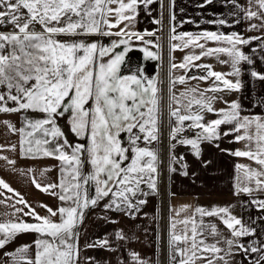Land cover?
<instances>
[{"label":"snow or ice","instance_id":"6c2138e0","mask_svg":"<svg viewBox=\"0 0 264 264\" xmlns=\"http://www.w3.org/2000/svg\"><path fill=\"white\" fill-rule=\"evenodd\" d=\"M209 2L203 0L204 4ZM141 3L150 5L152 0H0L3 9L0 10V24L11 22L18 29L0 31V86L5 89L0 91V112L31 109L42 113L36 119L25 117L19 128L10 120L4 123L10 130L20 134L22 156H55L61 161L58 185L42 184L35 175L32 176L37 188L46 192L59 189L51 194L58 195L62 202L60 206L53 208L41 203L47 209V214L42 215L21 197L19 203L26 205L29 210L25 212L22 207H14L13 211L33 216L37 222L30 223L19 218L0 222V233H3L0 247L21 231L34 230L40 234L34 241V256L29 253L28 244L21 245L14 252L5 253L12 258V264L20 260L28 261V264H80L76 226L83 219V209L110 196L104 204L105 209H124L128 215L135 216L146 202L138 199V196L148 195L142 185L158 191L159 156L151 146L159 138L160 102L157 81L142 75L143 68L129 74L121 73L125 54L133 46L130 43L132 38L148 45L155 43L153 40H144L147 29L140 32L130 27L135 22L138 5ZM225 3L235 7V11L229 13L230 16L249 21L246 25L249 31L264 29V0H246V3L241 0H225ZM172 6L174 8L175 0H172ZM171 20L176 21L175 11L172 12ZM122 22L123 27L114 33L112 29ZM209 22L238 24L240 19L221 17ZM36 23L42 26V30L35 29ZM184 23L185 20L180 21V24ZM192 23L198 21L192 20ZM176 28L177 25L172 23L171 50L199 49V52L189 51L185 54L179 67L204 69L207 74L187 76L172 72V88L175 89L176 82L183 84L190 79L207 81L214 77L215 81L204 89L185 87L178 94L172 92V100L178 107L170 109V117H174L177 122L171 126L170 139L191 145L194 154L199 157L202 141H214L234 133L233 139L245 141V148H236L233 154L249 157L259 165L252 167L249 164H236L237 193L242 189L252 194L254 188L264 191V115H242V104L238 99L225 100L229 107L216 108L213 102L218 97L206 95L209 90L231 92L242 89L241 79L228 78L229 75H241V62L253 65L250 68L253 78L264 80V71L257 70L252 56L242 48L252 41H260L253 51L259 49L264 53V32L258 36H245L238 31L204 29L199 32H178ZM93 33L116 35L120 39L103 44L97 40L76 38ZM61 35L73 38L62 39ZM209 41L214 43L210 45ZM119 45L124 46L123 51H115ZM143 51L146 57L155 58L158 55L148 47H144ZM109 53L112 55L105 60L104 57ZM220 54H225L228 59L221 60ZM206 56H215L220 63L230 64L231 72L216 71L210 63H192ZM172 59L175 60V57ZM261 59L264 60V55ZM170 67L176 69L177 64L172 63ZM8 101H12L13 106H9ZM194 105L197 107L194 108ZM205 111L217 113V118L206 121ZM65 116L72 132L77 137H83L86 142L73 144L68 139L59 123L60 118ZM185 121L191 123L186 124ZM222 124L234 126L221 131ZM186 128L197 129L196 135L178 136ZM121 133H127L126 142ZM0 147L15 150L16 145ZM172 147L175 148V144ZM172 156L183 160L182 156L175 157V153ZM2 158L11 164L15 163L6 155ZM86 165H90V170ZM187 167L186 162L182 163L183 169ZM171 170L175 171V168ZM19 171L25 172L24 169ZM27 171L33 172L32 169ZM43 174L42 171L40 175ZM183 174L188 173L184 171ZM253 184L254 188L251 186ZM0 185L16 193V196H21L2 178ZM91 185L95 186L93 196L89 194ZM3 202L8 203L7 200ZM252 203L264 209V199L255 198ZM186 210H193V206L184 204L174 209L175 212ZM193 211L201 217L199 221L193 214L185 215L182 220L176 216L171 218L168 241L170 264H236L234 253L247 257L249 264H264V241L254 239L245 242L240 239L255 234L257 229L244 224L241 218L230 211V206L213 205L208 208L197 205ZM57 215L59 219H54ZM212 215L218 216L231 230V237L223 236L214 223L209 225L210 232H206L202 218ZM177 224L183 225L180 232L176 230ZM115 235L118 239H127L122 229H117ZM207 235L220 236L224 245H221L220 240L210 242ZM98 244L109 249L113 247L107 234L98 240ZM95 246V243L84 245L85 248ZM253 253L256 255L253 256ZM130 256L138 264H151L150 260L142 258L136 251L130 250ZM85 260L89 264H100L92 256H86ZM240 264H243V260Z\"/></svg>","mask_w":264,"mask_h":264},{"label":"crops","instance_id":"0c3cea01","mask_svg":"<svg viewBox=\"0 0 264 264\" xmlns=\"http://www.w3.org/2000/svg\"><path fill=\"white\" fill-rule=\"evenodd\" d=\"M241 2L246 3V0H241ZM115 6L113 5V7ZM173 11L176 14V21L174 22L171 20ZM233 11H235V7L225 3V0H210L207 4H204L203 0H175L174 8L172 6V0H152L150 5L139 4L135 22L130 27L140 32H144L147 29L148 33L145 34L144 40H153L155 43L148 45L135 38L131 40L142 43V47H148L158 54L157 57H149L148 59L149 77L153 74V60H156V67L158 69L155 78L161 74L162 65L165 63L172 86V76L170 73L174 72L176 75H185L188 71V69L179 67V63L183 60L184 55L189 51L199 52V49L171 50L170 35L172 23L177 25L176 30L178 32H199L208 29L223 32L238 31L245 36H258L261 32H264V29L249 31L246 27L249 21L243 20L241 17L230 16L229 13ZM221 17L229 20L240 19V23L220 25L209 22ZM110 18L114 19L115 17ZM158 20L160 23H157ZM181 20H185V23L180 24ZM192 20L198 21V23H192ZM123 23L114 27L112 31L114 33L117 32L120 27H123ZM13 30L15 29L9 28L4 31ZM153 30H155L154 33ZM100 36L102 38L99 42L103 44H110L112 40L120 39L116 35L109 36L100 34ZM60 38L71 39V37L64 35H61ZM208 43L212 45L214 42L209 41ZM257 43H260V41H252L247 45H243L242 48L252 56L254 66L257 70L264 71V60L261 59L264 53L259 49L253 51ZM117 48L120 47L117 46ZM141 51H143V48ZM111 55L104 57V59L107 60ZM173 56L175 60L172 59ZM129 57L126 59H129ZM220 59L225 60L228 57L225 54H220ZM142 60L143 58L141 62H143ZM172 63L177 64L176 69H171L170 66ZM192 63H210L216 71L231 72V65L220 63L215 56L201 57L200 60L193 61ZM240 66L242 68L241 75L239 77L229 75L228 78L233 80L237 78L241 79L243 81L242 89L232 90L231 92H212L209 90L206 95H215L218 97L213 102L216 108L229 107L225 103V100L238 99L242 104V115H264V80L251 76L250 68L253 65H249L247 62H241ZM214 81L215 78L211 77L207 81L190 79L183 84L176 82L175 89L171 87L169 92L168 107L170 109L171 107H178L172 100L173 91L178 94L185 87H199L204 89ZM4 90V87L0 86V91ZM158 97L161 99L160 94H158ZM185 102L187 101L185 100ZM8 103L9 106H13L12 101H8ZM193 107L196 108L197 106L194 105ZM29 110L0 112V145H16L15 150L9 147H0V154H2L0 155V178L9 183L12 188L21 194V196H16V193L0 185V222L16 220L18 218L30 223L37 222L33 216H27L23 212L16 213L13 211L14 207H22L25 212L29 210L26 205L19 203L21 197L26 199L42 215L47 214V209L43 208L41 203H46L53 208H58L62 203L58 195L51 194L52 191L58 192V188L46 192L41 188H37L32 179V176L35 175L37 180L42 184L55 183L58 185L61 176V161L55 156H22L19 145L20 134L10 130L4 123L5 120H10L19 128L23 125L25 117L34 118L36 115H42V113H35L31 109ZM204 115L207 121L217 118L218 114L205 111ZM172 119V123L175 125L177 122L174 117ZM185 123L190 124L191 121H185ZM230 126L234 125L222 124L220 129L224 131ZM195 130L197 132V129ZM252 131L254 132L255 129L253 128ZM234 135V133H229L227 136H221L214 141H202L199 157L194 154L192 146L190 145V149L185 153L184 160L187 163V169H183L174 174L170 180L171 202L169 204V231L171 230L170 225L173 216H176L178 220H182L185 215L193 214L197 221H199L201 217L193 211L197 205H203L208 208H211L213 205H228L230 206V211L241 218L244 224L257 229L255 234H250L240 239L245 242L254 239L264 241V209L258 208L256 204L252 203L255 198L264 199V191L255 190L254 184L251 185L254 188L252 194L245 193L242 189L237 193L235 188L237 176L235 166L237 163L249 164L252 167H259V165L249 157L233 154L236 148H245V141H235L233 139ZM227 149L233 151L229 152ZM3 155L15 160V163L11 164L5 161L2 158ZM19 169H24L25 172L22 173ZM28 169H32L33 172H28ZM42 171L44 172L43 176L40 175ZM184 171H187L188 174L184 175ZM240 175H243L242 171ZM4 200H7L8 203L5 204L3 202ZM184 204L192 205L193 210L183 212L174 211V209H178ZM156 213L157 210L153 204L145 205L134 217L125 215L121 209H105L104 206L93 207L87 210L77 230L79 233L80 264H89L85 260L86 256L95 257L100 264H122L121 258H123V264H138V262H134L131 259L130 250L138 252L142 258L150 260L151 264H157L158 257H160V252L158 251V245L160 244L158 241ZM54 219H59V216L57 215ZM202 219L205 221L206 232H210L209 225L214 223L223 236L231 237V230L227 228L218 216H204ZM182 227V224H177V232H180ZM117 229H122L127 239H118L115 235ZM106 234L109 243L113 246L112 249L98 244V240L103 239ZM37 237L38 233L34 230H25L14 234V237L6 245L0 247V264H4V262L12 264V258L5 255V253L14 252L16 248L24 244L30 245L29 253L34 256L36 247L34 241ZM206 238L210 242L220 240L222 246L225 243L220 236L207 235ZM94 243L96 244L95 247H84L85 244ZM233 255L236 264H240L241 260H243V264H249L248 258L242 256V254L234 253ZM252 255L255 256L256 254L253 253ZM17 264H28V261L20 260Z\"/></svg>","mask_w":264,"mask_h":264},{"label":"rangeland","instance_id":"374dc122","mask_svg":"<svg viewBox=\"0 0 264 264\" xmlns=\"http://www.w3.org/2000/svg\"><path fill=\"white\" fill-rule=\"evenodd\" d=\"M13 2H14V0H13ZM165 8H166V6H165ZM0 10H3L2 7H0ZM22 11L25 13L27 12L26 9H22ZM34 27L36 30H42V26L39 23H36L34 25ZM9 28L15 29V26L11 22H9L7 25L0 24V31H4L5 29H9ZM15 30H18V29H15ZM71 38H73V37H71ZM76 38H85V37H76ZM101 38L102 37L100 36L99 33H93V34L88 35V37L86 39L88 41H92V40L99 41ZM62 39H65V38H62ZM130 43L133 46L130 47V49L127 51V53L125 54V57L128 58V56H130L133 59L132 60L130 58L132 60L131 63L135 62V60L137 59L136 55H139L141 59L143 58V60L148 61L149 57H146L144 51H141L142 48H144V47H142L143 44L139 43V42H135V41L133 42V40H130ZM119 47L122 48L123 45H119ZM124 61H128V60L125 59ZM141 63L139 62L137 64L140 66ZM139 66H138V68H139ZM142 66L144 67L145 64ZM154 79H156V81H157V88H158L157 95L160 94V96H161V99H159V102H160L159 125H158L159 126V138H158V140L153 141L152 145H151L152 147H154L157 150L158 156H159L158 177H157L158 191L150 190L147 185H142L144 190L146 192H148V195L146 197L142 196V195L138 196V199L146 200V202L140 206L139 211H140V209H142L147 204H153L155 206V208L157 210L156 215H157V227H158L157 231H158V236H159L158 241L160 244V245H158V251L160 252V257H158L157 264H170L169 246H168L169 233H170V231H169V222H170V220H169V218H170L169 204L171 202L170 180L174 174L182 171L183 168L181 167L179 169V168H177V166H175V171L171 170L173 168L172 153H173V149H174L172 147V145L176 144V141L170 139V133L166 131L168 127H170V129H171V126H173V123H172L173 119H172V117H170V108L168 107V105H169V100H168L169 92H170V89L172 86L170 84L169 76L167 73V67H166L165 63H163V65H162L161 74H159V76L157 75V77ZM27 111H30V110H27ZM32 112L40 113L38 111H32ZM39 116L36 115V116H34L33 119L39 118ZM59 122H60L62 128L64 129L65 134L67 135L68 139L73 144L77 143V142H81V143L86 142V140L83 137H77L72 132L71 125L67 119V116L60 118ZM64 125H66L68 127L66 128ZM121 134H123L122 137L124 138V140L126 142L127 133H121ZM168 134H169V138H168ZM69 135H72L73 139H71L69 137ZM168 141L171 142V145H168ZM141 143L143 144L144 142L141 141ZM184 160H185V154L183 156V163L185 162ZM86 167L90 170V165H86ZM89 194H90V196L95 195V186L94 185H91L89 187ZM110 198H111L110 196L105 197L104 199L99 200L96 205H89L88 208L83 209L84 215H85L86 211L89 210L90 208L104 206V204L107 203ZM64 203H68V202H64ZM121 211H123V213L129 217H134V216L128 215L127 210L121 209ZM133 211H136V210L133 209ZM80 222L77 224L76 230H78ZM2 236H3V233H0V238H2ZM39 237H40V234L38 233L37 238H39ZM163 243H165V247L163 246Z\"/></svg>","mask_w":264,"mask_h":264},{"label":"built area","instance_id":"2783aa9c","mask_svg":"<svg viewBox=\"0 0 264 264\" xmlns=\"http://www.w3.org/2000/svg\"><path fill=\"white\" fill-rule=\"evenodd\" d=\"M197 74L205 75L206 72L204 71V69H196L195 67H193V68L189 69L185 75L197 76ZM166 131L170 133V131H171L170 127H168ZM180 135L195 136L196 130H195V128H186L184 130L183 134H178V136H180ZM168 138H169V134H168ZM168 145H171L170 141H168ZM188 149H190V145H185L183 143H179L176 141L175 148L173 149V153H175V157H177V158H179L181 156L183 157ZM182 163H183V160L173 158V161H172L173 168H175V166H177V168L180 169L182 167ZM163 246L165 247V243H163Z\"/></svg>","mask_w":264,"mask_h":264},{"label":"flooded vegetation","instance_id":"af4514ba","mask_svg":"<svg viewBox=\"0 0 264 264\" xmlns=\"http://www.w3.org/2000/svg\"><path fill=\"white\" fill-rule=\"evenodd\" d=\"M130 49V48H129ZM124 50V47H120V48H116L115 49V51H123ZM109 54H111V53H109ZM127 57H125L124 58V60L126 59ZM131 57H129V59H130ZM132 59V58H131ZM128 60V62L126 61V63H124V62H122V64H121V73L122 74H129V73H131V72H137L138 71V69H140V68H143V73H141L142 75H146V76H149V69H148V61L146 60H142L143 62L140 64V66L137 64V63H135V62H132L131 63V61L133 60ZM145 64V66L143 67L142 65H144ZM138 66H139V68H138ZM123 134H121V136H122ZM72 139H73V137H72ZM76 140V139H75Z\"/></svg>","mask_w":264,"mask_h":264},{"label":"water","instance_id":"95a60500","mask_svg":"<svg viewBox=\"0 0 264 264\" xmlns=\"http://www.w3.org/2000/svg\"><path fill=\"white\" fill-rule=\"evenodd\" d=\"M139 56V55H138ZM138 56H136V58L138 57ZM135 58V59H136ZM127 60H129V59H127ZM124 62H126V61H124ZM128 62V61H127ZM135 62H137V63H141V58H140V56L135 60ZM152 63H153V65H152V68H153V74H152V78H155V76H156V72H157V67H156V60H153L152 61Z\"/></svg>","mask_w":264,"mask_h":264},{"label":"bare ground","instance_id":"6f19581e","mask_svg":"<svg viewBox=\"0 0 264 264\" xmlns=\"http://www.w3.org/2000/svg\"><path fill=\"white\" fill-rule=\"evenodd\" d=\"M64 126H65L66 128L68 127V126H66V125H64ZM68 132H69V131H68ZM69 137L72 139L73 136H72V135H69Z\"/></svg>","mask_w":264,"mask_h":264}]
</instances>
